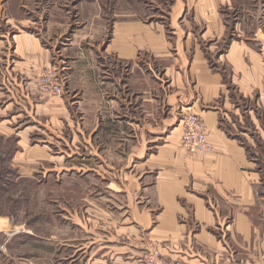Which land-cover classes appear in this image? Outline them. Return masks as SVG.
Listing matches in <instances>:
<instances>
[{
    "label": "crops",
    "instance_id": "crops-1",
    "mask_svg": "<svg viewBox=\"0 0 264 264\" xmlns=\"http://www.w3.org/2000/svg\"><path fill=\"white\" fill-rule=\"evenodd\" d=\"M101 1H79L74 22L57 0L43 9L35 0L0 4V71L11 98L46 113L56 104L36 89L40 72L55 63L73 70L62 81L73 88L66 107L57 106L70 117L77 105L67 137L80 150L78 179L99 195L93 211L106 216L94 224L106 251L96 259L142 264L153 243L185 264H264L263 39L235 34L214 60L207 45L226 35L222 19L211 33L198 12L166 24L133 0L109 29ZM186 113L201 117L213 154L180 147Z\"/></svg>",
    "mask_w": 264,
    "mask_h": 264
},
{
    "label": "rangeland",
    "instance_id": "rangeland-1",
    "mask_svg": "<svg viewBox=\"0 0 264 264\" xmlns=\"http://www.w3.org/2000/svg\"><path fill=\"white\" fill-rule=\"evenodd\" d=\"M6 1L8 0H0V4L4 5ZM57 1L60 6H64L63 15H67L74 22L77 13L75 8L81 0ZM132 1L102 0L101 26L107 21L110 29L114 13L119 8L129 7ZM35 2L43 9L48 0ZM135 2L143 4L145 10L153 15H163L162 19L166 24L171 22L172 15L177 24L179 13L185 12L189 20L198 12L202 17L207 15L211 33L220 28L215 27V24L219 22L220 25L223 21L226 35L222 40L214 39L207 45L212 49L214 60H219V56L225 53L226 41L232 38L231 34L234 39L235 34H240L252 40L258 33L264 42V0ZM57 13L62 14L56 9L53 14ZM184 23L185 21L181 22L182 27ZM256 27L257 30H254ZM168 30L173 32L171 28ZM200 30L201 28H197L198 32ZM261 49L264 50L263 45ZM56 65L57 63L51 67L55 69L64 92L59 97H46L45 101L54 99L52 104H56L46 113L44 110L30 109L27 105L29 101L25 99L11 98L8 89L13 91V87L5 81L0 71V264L109 263L108 258L96 259L106 251H98L94 235L96 220L106 219V216L100 217L102 213L93 211L92 203L96 200L93 198H98L99 195L95 196L93 193L94 182L87 179L80 182L78 179L77 154L80 150L67 137V124L73 125L77 120V105L69 106L70 117L57 106L58 102V105L64 104L66 107L63 98L66 97V91L73 88L70 87L69 80L65 84L62 81L69 78L68 75L73 70L64 63ZM48 68L50 67L42 69L37 77L35 84L39 92V77ZM75 100L76 97L69 101L72 103ZM66 115L68 121L65 119ZM88 120L89 123L92 121L91 118ZM259 152L264 159V155L260 150ZM262 182L261 188L264 192V179Z\"/></svg>",
    "mask_w": 264,
    "mask_h": 264
},
{
    "label": "built area",
    "instance_id": "built-area-1",
    "mask_svg": "<svg viewBox=\"0 0 264 264\" xmlns=\"http://www.w3.org/2000/svg\"><path fill=\"white\" fill-rule=\"evenodd\" d=\"M38 85L41 93L59 97L64 89L54 68L50 67L40 75ZM180 147L189 155L205 156L215 152L209 142L208 133L201 117L196 113H186L181 121ZM142 264H185L165 255L159 245L150 243L141 255Z\"/></svg>",
    "mask_w": 264,
    "mask_h": 264
},
{
    "label": "trees",
    "instance_id": "trees-1",
    "mask_svg": "<svg viewBox=\"0 0 264 264\" xmlns=\"http://www.w3.org/2000/svg\"><path fill=\"white\" fill-rule=\"evenodd\" d=\"M229 36H230V35H229ZM231 37H232V38H231ZM230 38H231V39H234V38H233V34H231ZM231 39H230V40H231ZM230 40H229V41H230ZM229 41L227 42V44L229 43Z\"/></svg>",
    "mask_w": 264,
    "mask_h": 264
}]
</instances>
